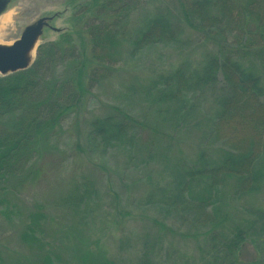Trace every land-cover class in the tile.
<instances>
[{"label": "rangeland", "instance_id": "rangeland-1", "mask_svg": "<svg viewBox=\"0 0 264 264\" xmlns=\"http://www.w3.org/2000/svg\"><path fill=\"white\" fill-rule=\"evenodd\" d=\"M73 1L9 0L0 15V43L11 44L40 17H52V28L44 29L40 42L57 39L71 27ZM175 8L171 0L140 1L129 17V34L153 13ZM177 32L170 41L133 52L124 46L115 76L96 86L79 124L70 119L63 123L54 141L58 152L47 159L40 178L23 189L8 188L9 202L0 204V264H47L43 261L48 256L54 264H75L83 243L92 250V260L101 255L116 264L137 263L144 252L151 254L153 264H233L218 248L219 234L208 236L205 226L193 224L192 213L177 200L180 171L197 161L200 150L211 154L219 147L205 131L220 87L190 93V107L157 104L154 95L162 74L184 62L194 68L213 51V43L201 33L183 27ZM112 105L161 129L163 135L148 139L135 133L123 145H90L85 138L88 121L105 115ZM261 159L257 191L242 194L228 183L222 187L221 207L234 222L256 220L254 234L244 240L235 264L264 260V156ZM84 191L88 197L80 202ZM36 213L43 215L37 241L28 230ZM215 247L218 252L212 253Z\"/></svg>", "mask_w": 264, "mask_h": 264}, {"label": "trees", "instance_id": "trees-1", "mask_svg": "<svg viewBox=\"0 0 264 264\" xmlns=\"http://www.w3.org/2000/svg\"><path fill=\"white\" fill-rule=\"evenodd\" d=\"M140 1L74 0L71 27L61 31L57 39L41 42L30 67L0 75V204H8V188H26L44 173L47 159L53 160L58 152L54 141L63 123L70 119L79 124L96 86L115 76L124 46L133 52L167 42L177 37L178 27H183L209 39L213 51L194 68L184 62L162 74L154 97L167 109L171 104L186 108L191 106L190 93L220 85L216 110L205 131L219 147L211 154L200 150L197 161L180 171L177 200L192 213L193 224L205 226L208 236L219 234L217 247L235 264L244 240L254 234L256 220L248 219L245 225L234 222L220 201L226 183L242 194L257 191L260 185L264 0H171L176 5L174 11L153 13L130 35L129 17ZM108 111L88 121L85 138L90 145H123L135 133L148 139L163 135L161 129L118 105ZM75 146L79 149L82 143ZM200 184L199 189L194 188ZM87 197L84 191L78 199L83 202ZM260 213L264 216V211ZM42 216L36 213L34 223L28 226L35 241ZM263 216L257 215L259 219ZM88 247L83 243L76 250L75 264H116L101 255L92 260ZM217 247L212 253L218 252ZM43 262L54 264L50 256ZM133 264H153L151 254L144 252ZM250 264H264V260Z\"/></svg>", "mask_w": 264, "mask_h": 264}, {"label": "water", "instance_id": "water-1", "mask_svg": "<svg viewBox=\"0 0 264 264\" xmlns=\"http://www.w3.org/2000/svg\"><path fill=\"white\" fill-rule=\"evenodd\" d=\"M9 0H0V15L6 10ZM52 17H40L26 25L19 38L11 44L0 43V75H8L27 69L35 60L38 45ZM55 30V28H53Z\"/></svg>", "mask_w": 264, "mask_h": 264}, {"label": "bare ground", "instance_id": "bare-ground-1", "mask_svg": "<svg viewBox=\"0 0 264 264\" xmlns=\"http://www.w3.org/2000/svg\"><path fill=\"white\" fill-rule=\"evenodd\" d=\"M7 19H8V17H7V16L3 17V21H5V20H7Z\"/></svg>", "mask_w": 264, "mask_h": 264}]
</instances>
